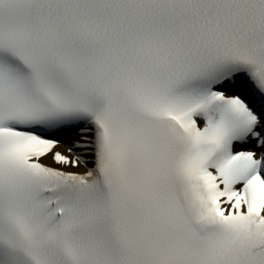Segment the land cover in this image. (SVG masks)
<instances>
[{
  "label": "snow or ice",
  "instance_id": "obj_1",
  "mask_svg": "<svg viewBox=\"0 0 264 264\" xmlns=\"http://www.w3.org/2000/svg\"><path fill=\"white\" fill-rule=\"evenodd\" d=\"M0 264H264V0H0Z\"/></svg>",
  "mask_w": 264,
  "mask_h": 264
}]
</instances>
